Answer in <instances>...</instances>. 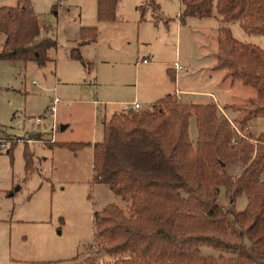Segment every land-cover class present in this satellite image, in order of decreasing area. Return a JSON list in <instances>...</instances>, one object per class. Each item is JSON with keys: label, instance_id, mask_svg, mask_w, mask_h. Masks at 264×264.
<instances>
[{"label": "trees", "instance_id": "16d2710c", "mask_svg": "<svg viewBox=\"0 0 264 264\" xmlns=\"http://www.w3.org/2000/svg\"><path fill=\"white\" fill-rule=\"evenodd\" d=\"M117 0H97L98 19H113ZM153 10L154 0H143ZM179 18L208 16L220 20L216 34L214 69L224 68L231 79L253 87L254 95L237 107L229 120L214 103H185L166 93L149 108L113 113L103 123V141L109 144L106 159L93 181L105 182L127 203L125 212L108 202L92 214L93 238L108 254L127 252L111 264H264V132L256 143L231 139L232 123L242 127L264 116V49L236 39L228 22L237 21L246 33L264 35V0H180ZM140 18L144 7H138ZM46 26L34 14L28 0L14 6L0 5V32L4 38L0 60L29 61L44 65L52 60L56 41L42 35ZM95 27L79 28V43L93 39ZM69 55L82 59L76 47ZM194 116L196 139L187 135V121ZM250 137V136H249ZM57 145H69L57 142ZM77 142L74 145H81ZM9 151V149H7ZM253 151V154H251ZM24 167L32 166L24 151ZM242 164L236 175L225 166ZM222 186L227 202L218 200ZM243 192L245 206L233 202ZM231 253L204 262L199 246ZM30 264H98L93 256L67 263L36 260Z\"/></svg>", "mask_w": 264, "mask_h": 264}, {"label": "rangeland", "instance_id": "374dc122", "mask_svg": "<svg viewBox=\"0 0 264 264\" xmlns=\"http://www.w3.org/2000/svg\"><path fill=\"white\" fill-rule=\"evenodd\" d=\"M28 1L39 21L46 26L41 30V34L56 41L57 70L66 67L77 68L78 75L71 83L57 82L56 65L52 66L51 62L38 65L33 61L0 60V264H29L36 260L67 263L81 261L86 256H93L98 264H111L114 259L128 256V253L108 254L100 249L93 238L92 214L108 202L116 203L126 212L127 203L114 194L105 182L92 180L94 170L88 142L103 141V125L101 120L93 115L92 104L88 102L89 98L94 97L95 87H98L93 72L94 63H89L85 68L78 59H70L65 55L70 45L68 39L75 34L79 24L95 27V36L85 50L88 56H92L88 57L92 62L94 54L110 52L111 47L117 48L115 51L118 53L127 54L131 44L135 46V27L130 20L125 21L124 15L115 19V8L113 19H98L96 0ZM133 1L118 0V5L124 3L126 7ZM170 1L173 6L168 16L173 17L176 10L175 0H165V3L170 6ZM0 2L15 4V0ZM52 5H56V12ZM142 6L145 12L153 13V16L158 15L156 9L153 10L149 4L143 2ZM195 19V22L183 26L177 35V62L180 64L191 56L202 62H211L212 58H215V39L208 36L207 41L203 42L204 45H199L200 35L196 32L214 30L210 28L211 25L214 28L213 20ZM201 21L204 22L203 25ZM228 26L232 35L239 41L253 42L264 49V35L244 32L236 20L228 22ZM173 27V22H170L168 43L172 49ZM125 30L131 43L129 45L122 43L124 39L120 37ZM203 53L205 54L202 55ZM108 60L96 62L97 70L118 65V62L112 61L114 59ZM126 64L132 69L131 63ZM130 71L132 73V70ZM222 71L223 81L220 80ZM206 73L201 74L191 84L212 91L220 105L227 101L224 107H218L215 102L210 103L216 105L218 113L227 116L229 120L233 119L240 112L237 107L245 104L247 98L254 95L253 87L241 83L238 79L231 80L225 74L224 68H209ZM83 78L84 83L77 81L83 82ZM92 80L95 83L93 86ZM174 98L184 102L175 95ZM200 98L211 101L208 96ZM51 106L54 108V116L50 113ZM35 117L41 118L39 126L33 122ZM64 120L68 126L60 131L57 124ZM55 122V140L51 141L47 138L52 131L50 125ZM231 125L236 133L231 143L240 138L256 143V136L264 132V116L258 115L242 127L237 123ZM187 135L194 144L196 125L193 116L187 123ZM27 138L42 143L21 141ZM59 141L69 145H57ZM77 142L84 144L73 146ZM24 151L31 154L32 166L29 170L24 167ZM104 156V152L98 154L100 162L96 168L103 167ZM241 167L239 161L231 160L225 169L234 176ZM260 178L264 179V173ZM218 200L223 204L227 202L222 186L218 187ZM245 203L246 197L240 192L233 205L235 209H242ZM199 254L204 262H212L219 256L232 255L207 245L199 246Z\"/></svg>", "mask_w": 264, "mask_h": 264}, {"label": "crops", "instance_id": "0c3cea01", "mask_svg": "<svg viewBox=\"0 0 264 264\" xmlns=\"http://www.w3.org/2000/svg\"><path fill=\"white\" fill-rule=\"evenodd\" d=\"M17 1L18 0H15V4L17 3ZM154 2L157 5L156 12H158V15L153 16V13L144 11V16L140 18L138 7L143 4V0H134L133 3H130L126 7L124 6V3L118 5V0L116 1L115 19H119V17L121 18L124 15L125 21L127 22L128 20H130L134 24L136 31L135 46H133L127 39L128 33L126 32V30L120 34V37H123V39L126 40H123L124 42L122 41V43H127L128 45L131 44V47L127 54H123L122 52L118 53V51H115L117 48L111 47L110 52L106 51L100 54H94V61L92 62V60L88 58H92V56H88L85 52V50L87 49L86 47L90 44L89 41H91L92 39L83 43L78 42L80 39L79 28L82 26H89V24H79L75 30V34H73V36L69 37L68 39L70 45L66 50V57L71 59L72 57L69 55V49L76 47L80 55L82 54V59L87 63V65L83 67L87 68L89 63H94L93 72L96 77L98 87H95L96 91L95 93H93L94 97L89 98L88 102L92 104L93 115L95 114V118H99L101 120L102 125L110 117L111 114L117 113L118 107L121 103L136 101L139 104V109H146L150 107L154 101H156L166 93H172L174 95L177 94L178 99L186 103L215 102L218 107H224L227 103V101H224L222 104L223 106L218 104L216 102L217 100L215 99V94L212 91L204 90L191 84V82L199 78L201 74H205L209 68L211 70H216L212 68L215 62V58H212L211 62H202L191 56L183 60L181 64L177 62L179 53L176 49V42L177 38H179V36L177 35L180 33V29L190 22H195V18H198L197 20H206L207 18H211V20H213L214 28L213 25H211L210 28L214 30L205 29L202 26L200 27L204 28L206 31H198L197 29L199 27L195 29L197 30L196 32L200 35V38L197 36L200 41L199 45L203 46V42L207 41L208 36H210L211 39H215L216 41V34L218 31V27L220 26L219 18L214 13H212L208 16L202 17L186 16L183 20H181L179 18L181 9L180 0H175L176 10L173 17L168 16V12H171V8L173 6V3L171 1L170 6L165 3V0H160L159 2L154 0ZM15 4L0 2V5L7 6H14ZM52 9L56 12V5H52ZM34 14L36 15L35 11ZM36 17L39 20L37 15ZM169 21L173 22L174 25L172 30L173 33L171 36V38L174 39L173 49L171 46H169L168 43L170 41V39L168 38L170 23ZM203 23L204 22L201 21V25H203ZM3 38L4 34L0 36V45L2 44ZM56 48L57 47L55 46L51 52L52 60H49L47 62H51L52 66L56 65V73L58 76V78H56L57 82L59 81L64 83H71L73 80L77 79L78 70L77 68L72 69L69 67L63 68L60 71L57 70V58L55 61ZM204 54L205 53H203L202 55ZM110 58L114 59L112 60L113 62H118V65L108 66L102 68L100 71L97 70L96 62H108V59ZM124 61L125 64L131 63L132 69L126 64L128 66L127 67L124 64ZM174 62L182 65L184 68L175 69L173 67ZM130 70H132V73ZM223 75L224 71H222L220 74V80L222 81ZM94 80H92V86L95 84ZM77 81L79 83H84L85 79L83 78V82L80 80ZM200 96H208L211 98V101L202 100ZM191 116L188 117L187 123L189 122ZM55 124L57 123L55 122ZM60 124L63 125L62 129L59 128ZM60 124H57L60 131L64 130L68 126L66 120H64V122H61ZM53 140L55 139L53 138L52 134L51 141ZM21 141H31L34 143L39 142V140L37 141L31 138H27ZM88 144V146H90L91 148L92 168L94 171H99L102 168H96L100 162L98 159V154L100 152H104V154L106 155L108 143L104 141H102L101 143H98L96 141H89ZM105 157L106 156H104L103 158V164L105 161Z\"/></svg>", "mask_w": 264, "mask_h": 264}, {"label": "built area", "instance_id": "2783aa9c", "mask_svg": "<svg viewBox=\"0 0 264 264\" xmlns=\"http://www.w3.org/2000/svg\"><path fill=\"white\" fill-rule=\"evenodd\" d=\"M173 67L175 69L184 68L182 65L178 64L177 62H174L173 63ZM175 96L178 98L177 94ZM137 109H139L138 102H136V101L123 102V103H121L119 105L118 110H117V113L124 114V113H126V112H128L130 110H137ZM50 111H51L50 112L51 115L53 116V111H54L53 106L50 107ZM33 122L35 123L36 126H39L41 124V118L40 117H35L34 120H33ZM50 130H52V131L50 132L49 139L52 140L53 130H55V123H51Z\"/></svg>", "mask_w": 264, "mask_h": 264}, {"label": "water", "instance_id": "95a60500", "mask_svg": "<svg viewBox=\"0 0 264 264\" xmlns=\"http://www.w3.org/2000/svg\"><path fill=\"white\" fill-rule=\"evenodd\" d=\"M59 128H60V129H62V128H63V125H62V124H60V125H59Z\"/></svg>", "mask_w": 264, "mask_h": 264}]
</instances>
